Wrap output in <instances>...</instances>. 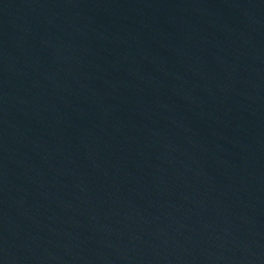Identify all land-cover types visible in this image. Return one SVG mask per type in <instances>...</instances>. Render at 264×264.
Masks as SVG:
<instances>
[{
  "label": "water",
  "instance_id": "water-1",
  "mask_svg": "<svg viewBox=\"0 0 264 264\" xmlns=\"http://www.w3.org/2000/svg\"><path fill=\"white\" fill-rule=\"evenodd\" d=\"M0 264H264V0H0Z\"/></svg>",
  "mask_w": 264,
  "mask_h": 264
}]
</instances>
